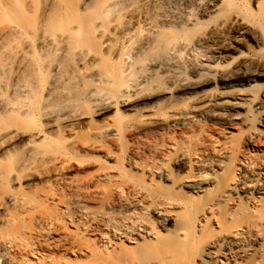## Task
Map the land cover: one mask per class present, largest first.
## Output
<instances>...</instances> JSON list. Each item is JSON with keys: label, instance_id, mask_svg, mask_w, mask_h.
Returning a JSON list of instances; mask_svg holds the SVG:
<instances>
[{"label": "bare ground", "instance_id": "bare-ground-1", "mask_svg": "<svg viewBox=\"0 0 264 264\" xmlns=\"http://www.w3.org/2000/svg\"><path fill=\"white\" fill-rule=\"evenodd\" d=\"M76 1L58 0L35 24L21 15L0 38V142L26 128L30 143L43 144L50 138L47 127H72L85 118L83 105L97 115L114 109L124 116L158 96L174 103L165 112L170 124L244 113L255 120V132H262L256 124L264 128V85L254 80L263 74L249 66L264 64V58L236 48L247 27L259 26L245 10L247 0H94L90 6ZM5 5L0 0V12L13 14ZM210 85L214 88L205 89ZM60 91L65 103L54 109L52 98ZM189 91L194 93L180 96ZM38 120L45 124L35 125ZM29 122L32 128L26 127ZM125 127L138 130L128 121ZM120 135L115 123L97 130L90 148L99 151L105 139ZM192 145L210 155L190 150ZM144 149L155 159L131 164L146 179L131 184L133 200L106 201L109 211L101 212L77 197L66 202L70 214L116 237L103 235L97 246L78 233V251L85 259L90 255L77 264H237L243 256L251 257L250 264H264V249L256 247L264 242V162L237 164L230 143L214 148L187 140L179 148L172 143ZM173 164L180 165H175L178 173ZM187 168L195 173L180 174ZM208 168L216 170L207 173ZM14 170L0 168V186L8 185ZM170 191L192 201L171 198ZM22 201L10 190L0 193V209ZM164 206L179 209L173 230L166 228L171 219ZM7 242L0 236L2 260Z\"/></svg>", "mask_w": 264, "mask_h": 264}, {"label": "rangeland", "instance_id": "rangeland-1", "mask_svg": "<svg viewBox=\"0 0 264 264\" xmlns=\"http://www.w3.org/2000/svg\"><path fill=\"white\" fill-rule=\"evenodd\" d=\"M57 1L4 0L5 6L13 10V14L4 16L0 12V38L11 22L21 15L26 17L28 24L45 19L52 13ZM77 1L82 3L84 0ZM85 3L90 6L94 0H85ZM245 10L250 18L259 22V26L247 27V36L241 41L240 47L236 48L245 54L264 58V0H247ZM234 49L235 46H231L229 51ZM224 60L231 61V58ZM249 67L263 74L254 80L258 87L263 86L264 64L252 63ZM69 68L71 69L68 67L67 70ZM212 88L214 85L205 89ZM191 93L194 91L182 93L180 96ZM59 94H62L61 91L52 98L54 106L51 107L54 109L63 107L65 103L62 101L63 96ZM170 103L174 104L166 96H158L144 105H137L126 111L124 116L122 111L116 112L114 109L97 115L92 113L88 105H83L85 118L72 127H47L50 138L43 144H40L39 140L34 142L35 144L30 143L29 130L26 132L25 127L21 130L23 134L20 132L17 136L1 141L0 168L10 167L15 170L8 185L0 186V193L10 190L23 198V201L16 205L6 203L0 209V236L8 240L6 255L3 260L0 258V264H77L80 259H85L84 253L78 251V244L75 243L78 242L79 234H82L88 243L97 246L102 244L100 237L103 235L112 240L116 238L113 236L114 232L105 227L97 224L87 225L80 216L70 214L66 202L77 197L88 209L101 212L109 211L105 206L106 201L117 205L133 200L135 195L131 191V184L146 179L131 164L155 159L151 152L144 149L148 145L175 143L179 148L185 141L192 140L217 148L224 143H230L236 147L237 164H251L257 167L264 162V128L256 124L262 132H255L252 126L255 120L249 114L240 113L233 118L215 115L203 121L174 125L168 123L165 117ZM127 121L133 123L138 130L126 128ZM37 123L42 126L45 124L39 120L34 124ZM114 123L121 127V135L105 139L101 150H92L90 147L97 142L94 132ZM30 126L33 127V123L26 124V127L32 128ZM189 149L207 155L211 152L196 145ZM108 151L112 154L110 158L105 154ZM36 154L42 155L44 160ZM174 154V151L171 152V155ZM51 156L57 158V161L47 162ZM175 165H180H171L173 171L178 173ZM214 170L216 168H208L206 172L211 173ZM180 171V174L192 172L188 168ZM106 172L108 178H103L102 175ZM17 175L19 179L15 183L13 177L16 178ZM168 193L171 198L192 201L182 192ZM162 211L171 219L166 228L173 230L172 219L179 209L164 206ZM150 218L156 226L160 224L156 215L150 214ZM256 247L263 250L264 242ZM87 254L86 259L82 261L88 260L90 254ZM250 262V256H243L237 264ZM206 264L225 262L220 260Z\"/></svg>", "mask_w": 264, "mask_h": 264}]
</instances>
